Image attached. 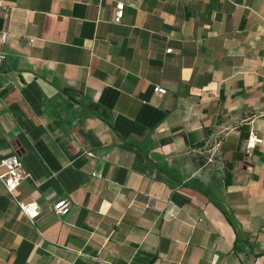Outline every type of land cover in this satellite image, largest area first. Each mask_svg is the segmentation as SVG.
Returning <instances> with one entry per match:
<instances>
[{
  "label": "crops",
  "instance_id": "1",
  "mask_svg": "<svg viewBox=\"0 0 264 264\" xmlns=\"http://www.w3.org/2000/svg\"><path fill=\"white\" fill-rule=\"evenodd\" d=\"M5 3L0 264H264V0Z\"/></svg>",
  "mask_w": 264,
  "mask_h": 264
},
{
  "label": "built area",
  "instance_id": "2",
  "mask_svg": "<svg viewBox=\"0 0 264 264\" xmlns=\"http://www.w3.org/2000/svg\"><path fill=\"white\" fill-rule=\"evenodd\" d=\"M123 3H117L114 12V21L120 22L122 19ZM10 11V7L5 3V0H0V17L6 15ZM7 33L3 32L0 35L1 42L5 41ZM171 49H167L166 53H170ZM5 56L0 53V62L4 60ZM155 92L159 95L166 94V90L161 87H155ZM262 143V139L251 129L248 133L246 140V150L250 151L255 149ZM3 169V172H1ZM92 176L100 177L98 174L93 173ZM28 175L24 172L20 157L18 154L13 153L0 160V183L5 188L6 192L13 198L20 213L31 223H34L41 215V209L36 202L22 203L17 199L16 191L21 182L26 180ZM70 207V202L62 199L54 203L51 207L55 215H61L66 212Z\"/></svg>",
  "mask_w": 264,
  "mask_h": 264
},
{
  "label": "water",
  "instance_id": "3",
  "mask_svg": "<svg viewBox=\"0 0 264 264\" xmlns=\"http://www.w3.org/2000/svg\"><path fill=\"white\" fill-rule=\"evenodd\" d=\"M1 65H2V62H0V67H1Z\"/></svg>",
  "mask_w": 264,
  "mask_h": 264
}]
</instances>
